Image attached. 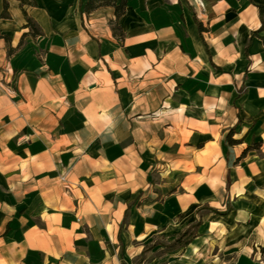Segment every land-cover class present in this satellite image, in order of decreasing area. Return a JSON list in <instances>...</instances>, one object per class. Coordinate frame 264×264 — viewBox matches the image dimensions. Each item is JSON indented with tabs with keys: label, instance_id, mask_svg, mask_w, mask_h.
Returning <instances> with one entry per match:
<instances>
[{
	"label": "crops",
	"instance_id": "0c3cea01",
	"mask_svg": "<svg viewBox=\"0 0 264 264\" xmlns=\"http://www.w3.org/2000/svg\"><path fill=\"white\" fill-rule=\"evenodd\" d=\"M86 1L0 0V264H264V0Z\"/></svg>",
	"mask_w": 264,
	"mask_h": 264
},
{
	"label": "trees",
	"instance_id": "16d2710c",
	"mask_svg": "<svg viewBox=\"0 0 264 264\" xmlns=\"http://www.w3.org/2000/svg\"><path fill=\"white\" fill-rule=\"evenodd\" d=\"M21 2V6L23 7V11L25 14V17L27 19V25L31 28V31L34 35L40 34L41 33V29L38 26V24L27 14L24 5H33L34 4V0H20ZM104 5H112L115 7V13H116V17L117 19L123 14L125 13L126 10V5H127V1L126 0H87L84 4V11L85 13L89 14L92 11H94L95 9H97L100 6H104ZM259 8V12H260V17H261V28L260 29H264V2L263 3H257L256 4ZM2 16L7 17L8 14V3L5 1L4 4V9L1 13ZM199 24V29L202 30L203 27L201 25L200 22H198ZM113 30L114 33L119 36L122 37V31L120 26L117 24V22L113 23ZM232 135V130L228 133L227 135V140L229 143L234 144L237 143V140L232 139L231 137ZM252 147V146H251ZM250 148V146L248 147ZM247 148V149H248ZM215 211V210H214ZM217 212V211H215ZM217 213H221V212H217ZM200 224V222H197V224L192 225L191 227H189L187 230H185L184 232H182L175 240L174 242L171 244V246H184L187 243H189V241L194 237V235L196 234V231H194L193 229L198 226Z\"/></svg>",
	"mask_w": 264,
	"mask_h": 264
},
{
	"label": "rangeland",
	"instance_id": "374dc122",
	"mask_svg": "<svg viewBox=\"0 0 264 264\" xmlns=\"http://www.w3.org/2000/svg\"><path fill=\"white\" fill-rule=\"evenodd\" d=\"M150 175H151V180L149 183L153 185L154 189L157 187L156 184H158V183H168L167 187H164V188L158 187L159 188L158 189V192H159L158 198L159 199H164L165 196H167V194L173 192L174 190H177L178 183L174 184L173 180H170L167 182H165V181L162 182V180L160 179L161 177L156 170H154V169L152 170V168H151ZM139 203H141V202H139ZM196 212H197V216L195 218L192 217L190 219H187V224L194 225L195 223H197L199 221V219L201 220L204 217V215L210 213L209 209H207L205 207H201ZM181 217H182V215L180 216V218ZM193 230L196 231L197 229L194 228ZM181 233L182 232H180L179 234L177 233V235H180ZM172 240H174L172 235L168 236V237L163 236V235H159V236H156L153 239H151L145 245L144 253L139 257V264H165V263H167L168 259L170 258L169 257V251H171V248H172V246H171Z\"/></svg>",
	"mask_w": 264,
	"mask_h": 264
}]
</instances>
